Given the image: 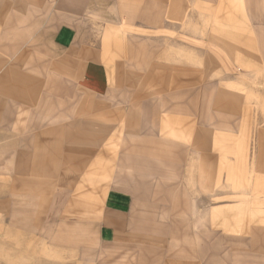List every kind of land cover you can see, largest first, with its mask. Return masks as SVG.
Returning <instances> with one entry per match:
<instances>
[{
    "label": "rangeland",
    "instance_id": "374dc122",
    "mask_svg": "<svg viewBox=\"0 0 264 264\" xmlns=\"http://www.w3.org/2000/svg\"><path fill=\"white\" fill-rule=\"evenodd\" d=\"M221 2L179 0L177 13L165 0L166 30L149 35L159 54L130 57L149 64L130 71L133 99L55 78L22 115V137L45 141L0 142V264H264V16L241 0L223 30ZM114 187L138 196L137 213L149 197L139 249L96 239Z\"/></svg>",
    "mask_w": 264,
    "mask_h": 264
},
{
    "label": "crops",
    "instance_id": "0c3cea01",
    "mask_svg": "<svg viewBox=\"0 0 264 264\" xmlns=\"http://www.w3.org/2000/svg\"><path fill=\"white\" fill-rule=\"evenodd\" d=\"M200 1L211 6L212 0ZM164 4L165 0H0V142L14 143L15 151L23 141H45L37 134L22 137V115L37 109L39 95L55 78L110 103L124 101L125 95L133 99L129 96L137 91L126 90L134 76L130 71L149 70V64L144 67L130 57H146L148 62L149 56L159 54L150 47L160 39L149 35L166 30ZM247 4L253 19L264 16V0ZM220 5L223 16L217 24L223 30L237 25L231 19L241 0H222ZM180 8L177 0V13ZM93 25H109L104 26V38L96 35ZM138 32L141 38H133ZM142 199L146 208L137 213L139 198L133 191L109 189L94 218L99 244L139 249L150 235L149 197Z\"/></svg>",
    "mask_w": 264,
    "mask_h": 264
}]
</instances>
